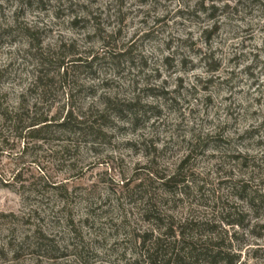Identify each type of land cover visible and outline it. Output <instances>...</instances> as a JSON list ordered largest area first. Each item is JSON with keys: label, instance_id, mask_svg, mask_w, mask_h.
<instances>
[{"label": "rangeland", "instance_id": "1", "mask_svg": "<svg viewBox=\"0 0 264 264\" xmlns=\"http://www.w3.org/2000/svg\"><path fill=\"white\" fill-rule=\"evenodd\" d=\"M214 243L264 264V0H0V264Z\"/></svg>", "mask_w": 264, "mask_h": 264}, {"label": "trees", "instance_id": "2", "mask_svg": "<svg viewBox=\"0 0 264 264\" xmlns=\"http://www.w3.org/2000/svg\"><path fill=\"white\" fill-rule=\"evenodd\" d=\"M9 123H11L13 126H16L18 123L17 121H8ZM45 121H33L31 123H29V125L26 128H30L28 129L29 134L32 132H36V126L44 123ZM63 125L67 124L62 123ZM32 130V131H31ZM20 137H24V135H19ZM177 173L173 174L172 176H170L169 178H167L163 184L164 185H176V178H177ZM243 198V197H241ZM247 201L248 204H250V206L253 204L254 201V197H251L250 199H245ZM232 223V222H231ZM234 224L239 225L240 223L237 222ZM184 228V227H182ZM165 233L166 235L169 234L170 231V227H168L167 229H165ZM175 233H173L174 236ZM161 240L160 237H156L154 242L152 243V246L149 247L146 250V258L148 260V262L152 261L153 259H158V257L160 256V252L162 250V244H161ZM219 243H214V248L213 250H209L205 247H202L200 249H196V247H188V251H187V256H189V258H191L193 260L192 264H235L237 261V256L236 255H230L229 253L223 251L222 249H219ZM203 260V261H201ZM181 264V263H178Z\"/></svg>", "mask_w": 264, "mask_h": 264}]
</instances>
